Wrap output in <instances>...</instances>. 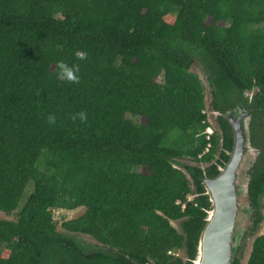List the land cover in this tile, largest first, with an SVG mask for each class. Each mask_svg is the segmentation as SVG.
<instances>
[{"label":"trees","instance_id":"trees-1","mask_svg":"<svg viewBox=\"0 0 264 264\" xmlns=\"http://www.w3.org/2000/svg\"><path fill=\"white\" fill-rule=\"evenodd\" d=\"M59 61L78 65V82L57 77ZM194 61L218 113L208 138ZM236 103L258 151L245 171L256 230L264 0H0V211L15 213L0 219V264H192L210 209L201 179L228 159L222 114ZM77 207L61 226L95 243L57 230L52 211ZM246 264H264V233Z\"/></svg>","mask_w":264,"mask_h":264},{"label":"water","instance_id":"water-1","mask_svg":"<svg viewBox=\"0 0 264 264\" xmlns=\"http://www.w3.org/2000/svg\"><path fill=\"white\" fill-rule=\"evenodd\" d=\"M218 114L217 112H215ZM223 117L232 130V146L228 159L218 167L213 177H203L201 183L208 196L210 209L206 213L205 224L199 234L196 254L192 264H232L240 243L242 229L236 230V216L239 210L238 195L247 197V181L238 185V170L247 150L258 151L250 146L248 126L250 110L236 103L226 110ZM248 200V204H249ZM252 209L249 206L248 216ZM252 224V220L250 222Z\"/></svg>","mask_w":264,"mask_h":264},{"label":"rangeland","instance_id":"rangeland-1","mask_svg":"<svg viewBox=\"0 0 264 264\" xmlns=\"http://www.w3.org/2000/svg\"><path fill=\"white\" fill-rule=\"evenodd\" d=\"M190 71L196 73L203 85L204 88V103H205V113L207 115V119L208 122L211 126V128L213 129H217V125H216V113L211 110V107L209 105L210 102V89H209V85L208 82L206 80V75L204 73V71L201 68V65L197 62L194 61L192 66L190 67ZM249 95L251 93H253L252 91L247 92ZM255 151L254 150H247L244 154V159L242 161V164L238 170V175H237V180H238V185L241 184L244 179H245V174L244 172L246 171V169H248L250 163L252 162V160L255 157ZM182 163H191L190 161H188L187 159H181L179 160ZM246 182V180L244 181V183ZM32 189V182L29 181L27 182L25 189L23 191V194L20 198L19 204H18V208L24 203V201L26 200L28 194L30 193ZM244 197L243 194L241 195V193L238 195V202H239V210H242V208L244 207ZM84 211L83 207H77L75 209H61V208H57L54 209L52 211V215H53V219L56 222V226H57V230L60 232H63L65 234H69V235H74L77 239L84 241V242H88V243H95V241L90 238L87 235L84 234H76V233H70L67 232L66 230H64L61 226V223L73 218L78 217L79 215H81ZM263 214H264V210H263ZM248 216V214H247ZM249 217V216H248ZM247 217V219H248ZM0 219H15V213L12 214H6L2 211H0ZM244 216H242L241 214H239L237 216L236 219V230L242 229V235L240 238V243L237 247V251H236V257H238L240 259V264H246V260L248 258L249 252H250V248H251V243L252 240L259 234L264 233V220L260 223V225L258 226V228L256 230H251V223L250 220H247ZM172 225L180 231V226H179V222L178 221H173L171 222Z\"/></svg>","mask_w":264,"mask_h":264},{"label":"clouds","instance_id":"clouds-1","mask_svg":"<svg viewBox=\"0 0 264 264\" xmlns=\"http://www.w3.org/2000/svg\"><path fill=\"white\" fill-rule=\"evenodd\" d=\"M74 55L79 60H84L86 58V52L83 50H79V49L76 50L74 52ZM56 70H57V77L58 78H62L66 81L73 82V83L78 82V80H79V77L77 75L79 68H78V65H76V64L68 65L63 61H59L56 64ZM77 116L79 117V119L81 121H84L87 118L85 112H83V111L76 113V116H74L73 119H75ZM48 121H49V123H54L55 118L53 116L49 115Z\"/></svg>","mask_w":264,"mask_h":264},{"label":"flooded vegetation","instance_id":"flooded-vegetation-1","mask_svg":"<svg viewBox=\"0 0 264 264\" xmlns=\"http://www.w3.org/2000/svg\"><path fill=\"white\" fill-rule=\"evenodd\" d=\"M217 115V114H216ZM244 174H245V172H244ZM245 180H247L246 178L244 179V181ZM244 181L241 183V184H244ZM242 195V194H241ZM243 197H244V207L242 208V210H240V211H238L237 212V216L239 215V214H241L242 216H244L246 219H247V214L249 213V204H248V199H247V197H245L244 195H243ZM237 216H236V219H237ZM248 219L250 220V222H251V220H252V218H251V216L250 217H248ZM247 219V220H248ZM252 225L253 224H251V228H252ZM252 230V229H251Z\"/></svg>","mask_w":264,"mask_h":264},{"label":"built area","instance_id":"built-area-1","mask_svg":"<svg viewBox=\"0 0 264 264\" xmlns=\"http://www.w3.org/2000/svg\"><path fill=\"white\" fill-rule=\"evenodd\" d=\"M212 131H213V128H211V126H210V124H209V126L208 127H206V129H205V134H206V138H208L209 137V135L212 133Z\"/></svg>","mask_w":264,"mask_h":264}]
</instances>
